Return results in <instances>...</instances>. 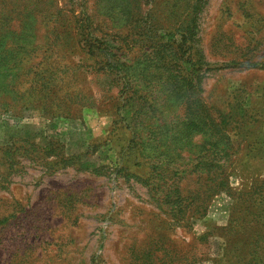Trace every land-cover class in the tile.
<instances>
[{"label":"rangeland","instance_id":"374dc122","mask_svg":"<svg viewBox=\"0 0 264 264\" xmlns=\"http://www.w3.org/2000/svg\"><path fill=\"white\" fill-rule=\"evenodd\" d=\"M259 256L264 0H0V264Z\"/></svg>","mask_w":264,"mask_h":264},{"label":"trees","instance_id":"16d2710c","mask_svg":"<svg viewBox=\"0 0 264 264\" xmlns=\"http://www.w3.org/2000/svg\"><path fill=\"white\" fill-rule=\"evenodd\" d=\"M258 259H259L260 261H261V260L264 261V257H262V256L260 257V256H259V257H257V258H256V257L253 258V260L250 261V264H252V262H255V263H256V260H258ZM257 263H258V262H257Z\"/></svg>","mask_w":264,"mask_h":264}]
</instances>
